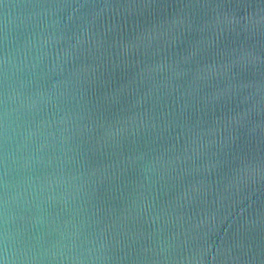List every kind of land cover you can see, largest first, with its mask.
Wrapping results in <instances>:
<instances>
[{
    "label": "water",
    "instance_id": "95a60500",
    "mask_svg": "<svg viewBox=\"0 0 264 264\" xmlns=\"http://www.w3.org/2000/svg\"><path fill=\"white\" fill-rule=\"evenodd\" d=\"M0 264H264V0H0Z\"/></svg>",
    "mask_w": 264,
    "mask_h": 264
}]
</instances>
